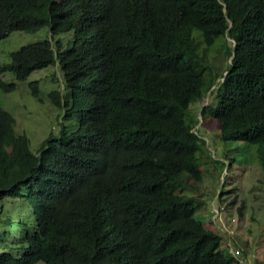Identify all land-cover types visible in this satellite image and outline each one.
<instances>
[{
  "label": "trees",
  "instance_id": "obj_1",
  "mask_svg": "<svg viewBox=\"0 0 264 264\" xmlns=\"http://www.w3.org/2000/svg\"><path fill=\"white\" fill-rule=\"evenodd\" d=\"M42 27L0 73L56 65L61 129L32 151L0 105V264H241L197 217L196 125L208 115L220 143L256 145L264 165V0H0V39ZM216 81V104L195 108Z\"/></svg>",
  "mask_w": 264,
  "mask_h": 264
},
{
  "label": "rangeland",
  "instance_id": "obj_2",
  "mask_svg": "<svg viewBox=\"0 0 264 264\" xmlns=\"http://www.w3.org/2000/svg\"><path fill=\"white\" fill-rule=\"evenodd\" d=\"M48 35V27L37 31L13 30L0 39V64L10 60L11 51ZM58 36L65 41L73 32H60ZM231 42L225 34L209 45L206 59L213 61L212 74H220L227 68L229 59L225 54L226 45L222 44ZM0 78L15 83L12 91L0 90V105L13 115L15 131L26 134L30 149L35 151L49 133H58L61 129L62 110L48 94L51 90L63 91L59 68L47 65L35 69L25 80L16 79L10 71L0 73ZM31 81L38 83V97L31 94ZM217 84L216 81L214 86H209L207 82L201 89L200 99H193V106L208 110L211 103L215 105L221 94L220 88L216 90ZM78 97L77 92L76 101ZM198 116L200 121L196 127L208 138V143L202 146L200 154V190L191 191L201 197L197 217L221 234V248L233 253L241 264H264V165L260 162L258 146L239 141L223 145L216 137V121L208 115L202 118L199 111ZM65 124L70 131L69 120ZM239 206H242L240 215Z\"/></svg>",
  "mask_w": 264,
  "mask_h": 264
}]
</instances>
